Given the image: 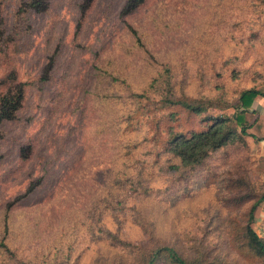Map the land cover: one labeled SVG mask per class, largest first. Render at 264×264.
Wrapping results in <instances>:
<instances>
[{"label": "rangeland", "instance_id": "obj_1", "mask_svg": "<svg viewBox=\"0 0 264 264\" xmlns=\"http://www.w3.org/2000/svg\"><path fill=\"white\" fill-rule=\"evenodd\" d=\"M79 1L54 0L46 15L30 18L36 26L32 32H28L29 29L26 28L28 22L23 25L21 61L25 78L33 76L31 72L36 70L40 62L42 64L55 47L60 46V52L55 82L47 86V90L45 87L44 92L40 90L39 84L32 85L20 119L5 127L6 139L0 142V231L3 227L2 214L5 213L4 199L22 193L30 174L39 168L35 162H21L16 154L18 145L29 141L40 142L37 155H50V158L57 156L56 151L63 147L64 150L69 149L73 157L83 154V151L80 152V142L74 144L72 136L64 137V133L68 131L64 121L51 124L47 121L46 112L51 104L54 110L74 109L77 105L72 104L79 95L73 91L79 89L84 92L97 84V80H102L103 84L94 96L100 121L94 125L103 127L105 134L97 135L94 144L98 154L95 153L92 158L89 155L91 159L81 172L85 175L80 184L85 186L73 191L67 219L59 225L60 230L70 232L71 239L75 241L72 253L79 257L78 264H96V258L109 255L111 249L105 239L102 240L97 229L90 232L87 224L81 221L87 215L82 207L85 210L98 207L110 226H114L116 222L123 225L124 239L132 243L147 238L143 226L148 225L156 239L174 244L184 255L192 253V244L196 241L201 244L203 251L209 253L210 259L222 260L226 264H258V260L247 250L234 243L230 233V230H237L239 222L246 220L248 203L228 204V197H222L224 194L220 190L226 186V181L220 179L232 180L238 172L242 173L241 167L245 166L248 167L247 174L252 189L257 193L264 192V146L260 144V139L245 135L246 148L237 145L220 151L209 160L205 169L187 172L186 177L178 178V173L167 168L168 157L158 158L156 155L160 144L151 139L154 124L147 122L149 115L137 113V118L144 122L135 127H129L123 121L127 112L124 106L128 104L124 103L123 98L128 96L129 90L140 91L164 61L172 62L179 85L190 95L214 94L215 84L220 82L224 83V91L231 99L243 87L264 88L262 40L249 44L246 38L250 27L240 29L234 36L241 43L227 37L223 41L220 58L215 60L214 65L210 61L206 72H201L199 59L196 60L195 56L196 48L203 43L200 37L207 16L200 18L202 23L196 26L197 15H192V5L183 0L180 7L174 3L167 8L170 24L176 17H180L181 43L176 48H169L167 55L155 51L156 59L144 66V54L139 53L138 48L131 47L128 41L118 39L120 31L114 10L120 0H100L91 12L83 32L76 36ZM162 40L164 39L158 38L155 43H158L160 49L171 45L165 42L161 44ZM81 45L83 47L78 48ZM91 48L100 54V65L94 62L97 53L91 54ZM225 58L231 61L227 62ZM92 63L101 66L106 74L99 71L97 75L91 67ZM233 70H238L239 78L233 76ZM217 72L222 75H217ZM110 74L117 80H113ZM64 79L66 81L63 82ZM107 80H112V83H107ZM57 85H68V97L65 98L68 104L57 103L55 109L51 98ZM72 86L75 88L72 89ZM170 110L171 108L165 110V116H168ZM173 110H180V119L174 122L178 129L188 131L202 126L201 117L189 115L184 109L174 107ZM232 111L230 108L224 112ZM170 123L168 117L162 122L164 126ZM161 135L165 137L166 133ZM123 167L133 175L131 178L134 179V187L128 181L124 182V186L128 187L126 189L118 185L111 186L110 177ZM140 170L142 175L139 177ZM55 175L56 173L53 174ZM198 180L209 181L200 188H194ZM185 187L190 191L184 192ZM236 192L232 190L230 196ZM46 200L38 194L10 214V243L17 248L21 259L25 257L24 253L31 256L37 253L38 231L46 229L43 215L50 207L44 204ZM113 210L118 213L117 217L108 215ZM256 216L253 226L264 236V202L258 208ZM3 260L4 255L0 253V264H3Z\"/></svg>", "mask_w": 264, "mask_h": 264}, {"label": "trees", "instance_id": "obj_2", "mask_svg": "<svg viewBox=\"0 0 264 264\" xmlns=\"http://www.w3.org/2000/svg\"><path fill=\"white\" fill-rule=\"evenodd\" d=\"M99 1L80 0L78 2L79 17L76 22V36L83 32L91 12ZM185 1L192 5V15H197L196 26L202 23L200 18L207 16L200 37L203 43L196 48L195 56L196 60L199 59L201 72H206L210 61V64L214 65L215 60L220 58L223 41L227 37L241 43L234 33L246 26L250 27L249 36L246 38L249 44L256 40H262L264 44V0ZM53 2L54 0H0V142L6 139L7 124L20 119L30 87L39 84L41 91L45 87L47 90V86L56 80L55 72L60 46L55 47L42 64L39 63L36 70L31 72L32 77L23 76L21 61L23 25L28 22L26 28L29 29L28 32H32L36 26L30 18L46 15L51 10ZM174 3L180 7L183 0H120L116 5L114 13L120 31L117 34L118 39L128 41L131 47L138 48V52L144 54V66L150 65L151 60L156 59L155 51L167 55L169 48H176L181 43L180 17H176L170 24L171 19L167 11L168 6ZM158 38L164 39L161 44L165 42L171 45L160 49L158 43L155 45ZM81 47L83 46L78 48ZM90 50L91 54L97 53L92 48ZM99 55L98 53L95 55L94 62L100 65ZM225 59L227 62L231 61V59ZM99 65L91 64L97 75L99 71L105 72ZM217 75L221 76L222 73L217 72ZM110 76L113 80H117L112 74ZM175 76L176 71L172 62L164 61L161 63V68H158L152 78L150 77L151 80L140 88V91L129 90L128 96L123 98L124 103L128 102L124 106L127 112L123 116V121L127 126L135 127L144 122L141 118H137V113L139 115L142 113V116L149 115L147 122L154 124L151 139L156 144H160L156 155L158 158L168 157L167 168L178 173V178L186 177L187 172L205 169L209 160L220 151L237 145L246 148L245 135L260 139L262 135L255 133L256 125L250 122V115L255 98L258 95L264 96V88L243 87L231 99L224 91L226 89L224 83L220 82L215 84L214 94L190 95L183 86L179 85ZM233 76L239 78L238 70H233ZM97 81V84H93L92 88L84 92L79 89L73 91L79 95L72 104V106L77 105L74 109L54 110L51 104L46 112L47 121L51 124L64 121V126L68 129L64 137L72 136L74 144L80 142V152L83 151V154L73 157L70 150H64L63 147L56 151L57 156L50 158V155H37L40 142L29 141L18 145L16 154L21 162L23 164L35 162L34 164L39 168L30 174L28 184L22 193L3 201L5 213L2 214L3 227L0 231V253L4 255L3 264H78L79 257L73 256L72 253L75 249V241L71 239L70 232L65 229L60 230L59 225L67 219L72 206L73 191L85 186L80 184L85 175L81 172L89 159L94 157L95 153L98 154L97 151L95 152L94 144L97 135L105 134L103 127L98 128L94 125L100 121L94 96L103 84L102 80ZM106 82L111 84L112 80ZM74 88L75 86H72V89ZM67 91H69L68 85H60L53 90L51 101L55 109L57 103L68 104L65 99L68 97ZM174 107L184 109L189 115L201 117L202 126L188 131L178 129L174 122L180 119V110L175 111ZM167 108L171 110L168 116H165ZM230 108L233 109L232 113L224 112ZM166 117L171 120V123L164 126L162 122ZM163 132L166 133L165 137L161 135ZM241 168L242 173L238 172L239 174H236L232 180L220 179L226 181V186L220 190L224 194L222 197H228L226 198L228 204L248 203L246 220L239 222L237 230L235 232L230 230V233L231 236L233 235L234 243L247 250L258 260V264H264V236H261L253 226L257 218L256 212L264 202V192L257 193L252 189L247 174L248 167ZM54 173L58 174V177L53 176ZM138 174L140 177L142 170L138 171ZM132 176L123 167L110 177V184L112 187L118 185L126 189L128 187L124 186V182L128 181L134 187L135 182ZM208 181L198 180L194 188H200ZM112 187L111 189L114 190ZM232 190L237 192L230 196ZM183 191L187 192L190 189L185 187ZM38 194L46 198L44 204L50 206L43 215L46 219V229L38 231L39 248L36 255L24 253L25 257L21 259L17 248L10 243L11 228L8 221L15 208L26 204L27 200H31ZM82 211L87 215L81 221L87 224L89 231L95 232L97 229L98 234L103 237L102 240L105 239L108 247H111L109 255L96 258V264H226L222 260L210 259L209 253L203 251L201 244L196 241L192 244V253L184 255L174 244L156 239L152 228L148 225L143 226L147 238L139 242H129L124 239L123 225L116 222L114 226H110L103 218V211L98 207L87 210L82 207ZM108 215L113 218L117 217L118 213L113 210Z\"/></svg>", "mask_w": 264, "mask_h": 264}, {"label": "crops", "instance_id": "obj_3", "mask_svg": "<svg viewBox=\"0 0 264 264\" xmlns=\"http://www.w3.org/2000/svg\"><path fill=\"white\" fill-rule=\"evenodd\" d=\"M250 122L256 125V134H261L260 144L264 146V96L258 95L252 106Z\"/></svg>", "mask_w": 264, "mask_h": 264}]
</instances>
